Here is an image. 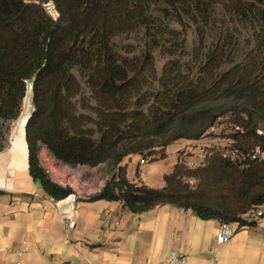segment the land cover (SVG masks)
<instances>
[{
    "label": "trees",
    "instance_id": "obj_1",
    "mask_svg": "<svg viewBox=\"0 0 264 264\" xmlns=\"http://www.w3.org/2000/svg\"><path fill=\"white\" fill-rule=\"evenodd\" d=\"M185 20L197 24L191 59L167 60L156 77L153 43L169 31L177 38L169 23ZM140 29L144 51L120 54L115 38ZM207 30L217 37L205 50ZM28 85V169L54 200L72 190L46 174L42 146L71 167L115 169L87 201H118L137 214L172 205L237 227L264 205V157H251L255 148L264 153V0H0V152ZM225 100L239 106H218ZM229 111L233 157L211 147L197 166L179 158L160 188L128 179L125 157L164 158L169 144L203 137Z\"/></svg>",
    "mask_w": 264,
    "mask_h": 264
},
{
    "label": "crops",
    "instance_id": "obj_2",
    "mask_svg": "<svg viewBox=\"0 0 264 264\" xmlns=\"http://www.w3.org/2000/svg\"><path fill=\"white\" fill-rule=\"evenodd\" d=\"M13 135L0 152V264H167L171 253L187 255L186 264H264V216L248 218L252 222L243 227L230 224L232 237L217 243L221 223L190 209L161 205L137 214L118 201H87L79 194L73 225L66 229L56 200L29 173L25 130L22 135L18 127ZM175 142L180 145L173 151L168 145L164 158L125 157L128 179L160 188L179 158L198 165L185 154L200 146ZM198 155L194 159L200 163Z\"/></svg>",
    "mask_w": 264,
    "mask_h": 264
},
{
    "label": "rangeland",
    "instance_id": "obj_3",
    "mask_svg": "<svg viewBox=\"0 0 264 264\" xmlns=\"http://www.w3.org/2000/svg\"><path fill=\"white\" fill-rule=\"evenodd\" d=\"M246 1H254V0H246ZM217 14L219 15V17H221L220 8L218 9ZM184 25L185 26L177 22H170L169 28L171 30L177 31L179 36L176 38V35L173 33L175 35L174 36L168 30L169 32L165 33V35L162 38H160L161 40H159L160 42L158 44L152 42L153 43L152 55L154 57L156 77L160 76L163 64L167 60L180 59L183 63H186L191 59L193 48L198 44V32L196 29L197 24L185 20ZM241 33H242L241 40L245 39V41H248L250 32L248 30L242 29ZM216 37H217L216 31L207 30L204 39L205 50H207L210 47V45L216 39ZM148 39L149 38L145 34L144 30L140 29L136 32L122 34L116 37L114 41L116 44V49L120 54L132 58L140 55V53L144 51ZM176 39H178V41H176ZM176 43L179 44L176 45ZM80 80L82 84L83 94L85 95V97H89L90 96L89 88L87 87L83 79ZM157 85H158L157 81H153L149 90L152 91L155 87H157ZM218 106L224 108L226 106L238 107L239 104L236 101L225 100L219 102ZM33 109L34 106L32 102V89H31V85H28L27 95L23 101L21 114L11 124L10 132L8 135V146L10 145L11 140L13 141V139L16 138L14 135L12 137V134L13 132H15V130L18 127L21 129V133L23 135L24 126H25L24 123H26V119L30 116ZM80 110L82 112H90L82 107L80 108ZM231 113L232 111H229L227 115L219 118L216 124L212 128H210L203 137L196 140H191L196 143V146L193 148H197L200 146L196 150L188 149V152L185 154V156L192 158L191 161L194 163V165L195 164L199 165L200 163H202L207 149L211 147L227 148V138L225 135L231 131L230 125L227 123ZM20 124H22L21 127L19 126ZM261 129L264 130V127H261ZM179 140H186V139H179ZM178 145H180V143L173 142L169 144L167 150L173 151L178 147ZM45 148H46L45 146H42L39 152L43 151ZM183 152L184 150L181 151V153ZM198 154L202 155L201 157L202 161L200 163L198 162L199 159L198 160L194 159L195 156L199 158ZM74 169L76 173H81L85 175V178H89L88 180L89 182L86 184L84 190L82 191L81 195L83 196L88 195V193H92L94 187H96L99 181L101 180L102 175L104 174L103 172L108 171L109 173L110 171L114 170V168H111L110 165H108L107 163L99 164L94 167L79 165L74 167ZM73 185L77 187V185H79V182L73 181Z\"/></svg>",
    "mask_w": 264,
    "mask_h": 264
},
{
    "label": "built area",
    "instance_id": "obj_4",
    "mask_svg": "<svg viewBox=\"0 0 264 264\" xmlns=\"http://www.w3.org/2000/svg\"><path fill=\"white\" fill-rule=\"evenodd\" d=\"M235 129H239V127L236 126ZM257 133L261 134L262 130L260 128L257 129ZM232 142L233 141L231 139L227 138V148H220L224 155H231L232 157L234 156L235 151L228 149ZM251 157L261 158L264 157V153H262L259 148H255ZM39 161L40 165L44 168L46 174L53 182L62 186H67L72 190V192L67 197L62 200L56 201V207L62 214L63 222L66 226V229H69L73 225V205L76 201L77 195L82 194V191L84 190L86 184L89 182V178H85V175L81 173H76L74 167H71L67 164H63L56 160L49 153L47 148L39 152ZM143 161L144 160L142 159L141 162ZM109 177L110 175L102 176L101 180L99 181V184L94 187L92 193L99 192ZM73 181L79 182V185H77V187L74 186ZM253 215L254 217L264 216V205L260 206L257 210H254ZM233 233L234 228L229 223L222 222L220 224L219 231L216 235V242L222 243L227 241L232 237ZM187 259L188 257L185 254L171 253L167 258V264H186Z\"/></svg>",
    "mask_w": 264,
    "mask_h": 264
},
{
    "label": "water",
    "instance_id": "obj_5",
    "mask_svg": "<svg viewBox=\"0 0 264 264\" xmlns=\"http://www.w3.org/2000/svg\"><path fill=\"white\" fill-rule=\"evenodd\" d=\"M26 121H27V119H26ZM11 142H12V140H11Z\"/></svg>",
    "mask_w": 264,
    "mask_h": 264
},
{
    "label": "bare ground",
    "instance_id": "obj_6",
    "mask_svg": "<svg viewBox=\"0 0 264 264\" xmlns=\"http://www.w3.org/2000/svg\"><path fill=\"white\" fill-rule=\"evenodd\" d=\"M23 124V123H22Z\"/></svg>",
    "mask_w": 264,
    "mask_h": 264
}]
</instances>
